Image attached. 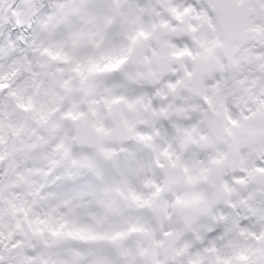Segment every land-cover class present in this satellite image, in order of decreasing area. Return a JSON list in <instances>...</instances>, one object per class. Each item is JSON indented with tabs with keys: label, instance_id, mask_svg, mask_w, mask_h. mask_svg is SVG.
<instances>
[{
	"label": "snow or ice",
	"instance_id": "obj_1",
	"mask_svg": "<svg viewBox=\"0 0 264 264\" xmlns=\"http://www.w3.org/2000/svg\"><path fill=\"white\" fill-rule=\"evenodd\" d=\"M0 264H264V0H0Z\"/></svg>",
	"mask_w": 264,
	"mask_h": 264
}]
</instances>
